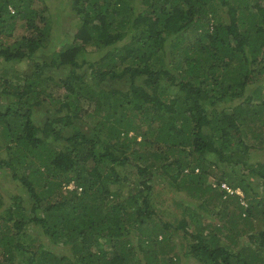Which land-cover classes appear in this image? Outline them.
<instances>
[{
	"label": "trees",
	"instance_id": "obj_1",
	"mask_svg": "<svg viewBox=\"0 0 264 264\" xmlns=\"http://www.w3.org/2000/svg\"><path fill=\"white\" fill-rule=\"evenodd\" d=\"M67 4L0 0V264H264V0Z\"/></svg>",
	"mask_w": 264,
	"mask_h": 264
},
{
	"label": "rangeland",
	"instance_id": "obj_2",
	"mask_svg": "<svg viewBox=\"0 0 264 264\" xmlns=\"http://www.w3.org/2000/svg\"><path fill=\"white\" fill-rule=\"evenodd\" d=\"M46 1L50 8L51 20L53 23L52 30L54 32V38L52 39V45H57V48H60V46H62L64 43H68L73 40V34L78 26L79 20L77 19V17H75L73 14L70 13L71 8L68 6L67 0H46ZM23 30L24 29L18 24L16 30L19 32L18 34L22 33ZM16 37H19V35H17ZM16 37L13 38L12 41H14ZM93 56L94 55H91V57ZM116 85H121V84L116 83ZM226 139L229 143L232 144L233 137L231 135L230 136L227 135ZM211 182H214V180H212ZM0 185H2V187H6L4 182L2 181H0ZM164 198L166 199V202H169L170 197L168 195H164ZM175 240L176 241L180 240L178 235H175Z\"/></svg>",
	"mask_w": 264,
	"mask_h": 264
},
{
	"label": "built area",
	"instance_id": "obj_3",
	"mask_svg": "<svg viewBox=\"0 0 264 264\" xmlns=\"http://www.w3.org/2000/svg\"><path fill=\"white\" fill-rule=\"evenodd\" d=\"M212 186H213V187H218V188L223 189V190H226V191L229 192V193H232V192H235V193H238V194L240 193L239 190H232V189H230V187H229L225 182H221V183H219V186L217 185V183L213 182V183H212ZM69 187L71 188V187H73V186L70 185Z\"/></svg>",
	"mask_w": 264,
	"mask_h": 264
}]
</instances>
